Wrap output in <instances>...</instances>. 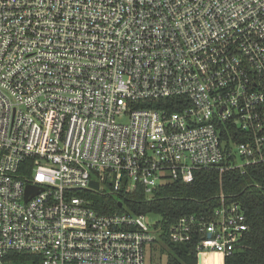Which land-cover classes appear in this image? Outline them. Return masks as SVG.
<instances>
[{
  "label": "built area",
  "instance_id": "2783aa9c",
  "mask_svg": "<svg viewBox=\"0 0 264 264\" xmlns=\"http://www.w3.org/2000/svg\"><path fill=\"white\" fill-rule=\"evenodd\" d=\"M261 161L264 0H0V264H150L159 218L84 192L148 198ZM219 198L168 228L197 264L248 229Z\"/></svg>",
  "mask_w": 264,
  "mask_h": 264
},
{
  "label": "trees",
  "instance_id": "16d2710c",
  "mask_svg": "<svg viewBox=\"0 0 264 264\" xmlns=\"http://www.w3.org/2000/svg\"><path fill=\"white\" fill-rule=\"evenodd\" d=\"M229 130L235 131L234 128ZM244 169V172L237 168L223 172L216 168L199 169L191 182L166 183L148 198L138 190L121 196L84 193L90 199V206L100 213L121 212L126 207L134 213L157 215L162 232L155 250L164 254L165 264H197L196 240L173 241L168 228L178 218L189 214L210 218L222 194L227 201L240 202L248 222L240 245L226 257L224 264H264V161L249 164ZM32 259L29 254L13 252L10 263L25 264ZM151 259L153 261L154 257L150 262Z\"/></svg>",
  "mask_w": 264,
  "mask_h": 264
},
{
  "label": "rangeland",
  "instance_id": "374dc122",
  "mask_svg": "<svg viewBox=\"0 0 264 264\" xmlns=\"http://www.w3.org/2000/svg\"><path fill=\"white\" fill-rule=\"evenodd\" d=\"M119 120L126 121L127 119L125 117L120 118ZM158 219V216L155 214H149L147 216V220L149 223L155 222V220ZM155 245L153 244L151 246V249L148 250L149 258L154 257L153 261L151 259L150 264H165V256L164 254L159 253L157 250H155Z\"/></svg>",
  "mask_w": 264,
  "mask_h": 264
},
{
  "label": "bare ground",
  "instance_id": "6f19581e",
  "mask_svg": "<svg viewBox=\"0 0 264 264\" xmlns=\"http://www.w3.org/2000/svg\"><path fill=\"white\" fill-rule=\"evenodd\" d=\"M211 258L215 261V264H221V263H220V256H219L218 254H212V255H211ZM206 259H207V257L204 256V257L202 258L201 264H204L205 261H206Z\"/></svg>",
  "mask_w": 264,
  "mask_h": 264
},
{
  "label": "water",
  "instance_id": "95a60500",
  "mask_svg": "<svg viewBox=\"0 0 264 264\" xmlns=\"http://www.w3.org/2000/svg\"><path fill=\"white\" fill-rule=\"evenodd\" d=\"M93 187H97V182H92ZM27 193L33 194L34 192H36V188H33L32 186H27ZM121 202H119V205L121 206Z\"/></svg>",
  "mask_w": 264,
  "mask_h": 264
}]
</instances>
